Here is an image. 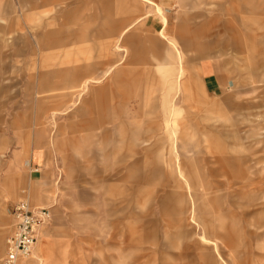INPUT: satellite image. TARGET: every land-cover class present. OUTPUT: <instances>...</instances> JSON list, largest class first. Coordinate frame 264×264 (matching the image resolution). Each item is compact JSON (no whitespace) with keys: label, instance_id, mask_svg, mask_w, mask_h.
<instances>
[{"label":"rangeland","instance_id":"374dc122","mask_svg":"<svg viewBox=\"0 0 264 264\" xmlns=\"http://www.w3.org/2000/svg\"><path fill=\"white\" fill-rule=\"evenodd\" d=\"M58 2L0 0V264L22 199L51 217L23 264H264V0H162L167 39L141 0ZM76 67L96 81L57 106Z\"/></svg>","mask_w":264,"mask_h":264},{"label":"crops","instance_id":"0c3cea01","mask_svg":"<svg viewBox=\"0 0 264 264\" xmlns=\"http://www.w3.org/2000/svg\"><path fill=\"white\" fill-rule=\"evenodd\" d=\"M59 2H61V0H58ZM144 4H146L151 11L155 12L157 15L160 16L161 18V21H162V24L164 26V28L162 30H160L158 33H159V36H160V33L161 31L163 32V38L164 39H167V35H166V30H167V27L169 26V18L167 17V15L165 14V8H164V5H162V0H141ZM57 3L56 4V7L58 5H60V3ZM150 11V12H151ZM34 26H30V28H33ZM229 28V27H227ZM229 30V29H228ZM231 31V30H230ZM252 30L251 29H247V33L244 34L243 33V36L248 40L249 42V45L252 47H254L256 49V46H257V38L252 34L251 32ZM61 31L59 32H56V33H51L47 36V39H46V46H63V45H66L67 44V41L68 40H71L73 38V35L67 33V39L65 38H62V35L60 33ZM111 31H103L102 34H104L105 36L109 35L108 37V41L105 42V45H104V50H106L105 52H109L111 51V47L114 48V50L118 51V48H121L124 50L123 46H121L119 44V41L121 39V37L126 33L128 32V29L125 28L124 30L121 31V34H111L110 33ZM66 33V32H65ZM114 35H117V37L115 39H112ZM264 36V35H263ZM240 39V38H239ZM264 39V38H263ZM263 41V40H262ZM261 41V42H262ZM135 40L133 39V37H129L126 39V43L129 44L130 46H132L134 44ZM260 41L258 43H261ZM185 44L186 46H190L191 45V41L190 40H185ZM171 45L173 47V51L175 52L174 55L179 63V68H181L183 66L184 68V65H183V57H182V54L181 52L177 49L176 47V44L174 42H171ZM200 48V47H199ZM109 51H108V50ZM118 52H123V51H118ZM119 62H122L123 61V58H120L118 60ZM171 65L170 62L166 61L165 63L162 64V66L160 67L161 71H162V78H160V82L162 83V85H171L173 89L176 90V94L178 92H180L183 88V83H182V78H181V84H180V77H179V74H180V70L178 68V73L176 75H174V73L172 72V70H170L171 68H169ZM86 69L90 68V66L88 65L87 67H85ZM202 73L203 74H208L209 73V70H210V64H205L202 68ZM81 72V69H79L78 67L74 68L73 71L71 73H68L67 75H65L66 77L64 78V81H67L68 79L71 81L70 83L72 85H69V86H64V87H61V88H52L50 89L49 91H57V90H61V91H68L66 93H62V95H57L55 96L54 98L57 99L56 101V105L57 106H64V105H67L69 103H71V105H75L77 104V101H78V98L83 94V92L85 91L86 89V86H87V83H90L91 81H96V78H87L84 82H82L81 84L77 81L78 79V75L79 73ZM110 72V70H107V72L104 73V76H106L108 73ZM183 75H184V70H183ZM182 75V77H183ZM207 79H208V85L210 86H219V82L217 81V79H212L213 78V75H208L206 76ZM209 79H212V80H209ZM104 88H106L104 86ZM48 90L45 89L44 86H42V84L39 82L38 83V88H37V93H35V96L37 95H41V94H46ZM175 94V95H176ZM32 95V93H31ZM74 98H76V100H74ZM167 100V99H166ZM44 101L45 99H40L37 103V108H38V111L39 112L37 115H43V110H44ZM174 100H168L167 102H164L163 105H162V114H163V126L164 128H168L169 126V121H170V118L173 117L172 115L175 114V104L173 103ZM52 110V115L55 116V114H57V109H51ZM159 125V124H157ZM160 127V125H159ZM36 135H42V133L38 132V133H35V136ZM54 144V142H53ZM55 145H56V141H55ZM41 150L40 149H37L36 152L34 153L35 155V160L36 161H41ZM8 191L10 194H13V193H16V188L14 186H11V187H8ZM23 264V263H22Z\"/></svg>","mask_w":264,"mask_h":264},{"label":"built area","instance_id":"2783aa9c","mask_svg":"<svg viewBox=\"0 0 264 264\" xmlns=\"http://www.w3.org/2000/svg\"><path fill=\"white\" fill-rule=\"evenodd\" d=\"M12 210L13 230L6 241L2 264H22L32 255L38 234L50 222L47 209L38 208L26 200L18 201Z\"/></svg>","mask_w":264,"mask_h":264},{"label":"bare ground","instance_id":"6f19581e","mask_svg":"<svg viewBox=\"0 0 264 264\" xmlns=\"http://www.w3.org/2000/svg\"><path fill=\"white\" fill-rule=\"evenodd\" d=\"M118 48V51H123L121 48L117 47ZM40 233V232H39ZM39 236V234H38ZM38 244V242L36 243V245Z\"/></svg>","mask_w":264,"mask_h":264}]
</instances>
